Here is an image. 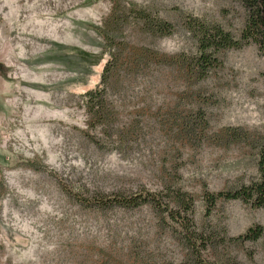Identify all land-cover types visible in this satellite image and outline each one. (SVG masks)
Wrapping results in <instances>:
<instances>
[{
  "label": "rangeland",
  "instance_id": "obj_1",
  "mask_svg": "<svg viewBox=\"0 0 264 264\" xmlns=\"http://www.w3.org/2000/svg\"><path fill=\"white\" fill-rule=\"evenodd\" d=\"M140 13L172 33H145ZM192 17L238 38L246 21L239 0H0V264H181L178 224L149 206L95 204L173 190L195 198L210 264H264V237L231 240L264 228V209L220 201L207 216L204 201L259 178L264 59L251 44L222 53L206 81L190 78L176 60L196 53ZM110 50L118 66L100 124L85 94L102 83ZM144 50L167 64L136 69ZM230 128L245 138H225Z\"/></svg>",
  "mask_w": 264,
  "mask_h": 264
},
{
  "label": "trees",
  "instance_id": "obj_2",
  "mask_svg": "<svg viewBox=\"0 0 264 264\" xmlns=\"http://www.w3.org/2000/svg\"><path fill=\"white\" fill-rule=\"evenodd\" d=\"M245 11V26L241 36L235 37L219 24H213L198 18H188L186 27L195 38L196 53L190 57L182 54L176 60L178 68L186 70V75L198 82L206 81L212 70L222 65L220 55L226 51H237L245 46L253 44L258 48L260 56L264 59V0H239ZM143 30L147 34L164 36L172 33L174 26L167 21H161L145 13H140ZM112 17L110 18L111 21ZM118 24V22H117ZM113 26V25H111ZM110 47L118 45L115 38L108 39ZM125 45V42H121ZM111 51V50H110ZM111 60L107 64L102 83L93 91L85 94L86 108L91 122L104 123L106 119V99L108 91V79L117 68L118 60L111 51ZM163 58V57H162ZM160 54L152 50L141 51L133 61L136 69L149 67L150 63L165 65ZM164 58H167L165 55ZM166 62V63H165ZM165 63V64H163ZM169 64V63H168ZM103 125V124H102ZM186 133L195 135L196 131L192 124L187 125ZM225 138L238 141L245 136L238 130L226 129ZM224 138V139H225ZM258 151V179L250 184H242L240 187L226 192H205L204 201L207 207V216H210L220 201H238L251 206L253 209H264V140L254 145ZM171 191V190H170ZM173 195L140 192L134 195L112 194L111 196L99 195L95 204L102 209L119 207L122 209H138L141 206H149L156 211L162 220L168 219L179 225L180 237L188 251V256L181 264H210L205 258V252L213 244V237L209 232L200 231L193 220L195 212V198L187 192L173 190ZM264 237V228L260 225L250 228L245 234L237 239H231L239 243H256ZM144 264V262H142ZM149 264V263H147ZM151 264V263H150ZM165 264V263H163ZM169 264V263H167ZM173 264V263H171Z\"/></svg>",
  "mask_w": 264,
  "mask_h": 264
}]
</instances>
